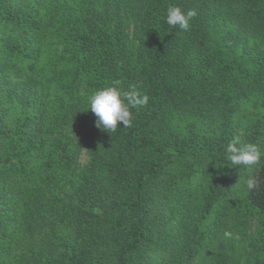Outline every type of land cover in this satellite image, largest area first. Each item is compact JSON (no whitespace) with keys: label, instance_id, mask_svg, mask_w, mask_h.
Returning a JSON list of instances; mask_svg holds the SVG:
<instances>
[{"label":"trees","instance_id":"obj_1","mask_svg":"<svg viewBox=\"0 0 264 264\" xmlns=\"http://www.w3.org/2000/svg\"><path fill=\"white\" fill-rule=\"evenodd\" d=\"M0 264H264V0H0Z\"/></svg>","mask_w":264,"mask_h":264},{"label":"clouds","instance_id":"obj_2","mask_svg":"<svg viewBox=\"0 0 264 264\" xmlns=\"http://www.w3.org/2000/svg\"><path fill=\"white\" fill-rule=\"evenodd\" d=\"M197 15L194 9L187 12L179 7H169L166 14V23L170 26H179L187 31L190 21ZM118 83L106 86L95 91L89 97V108L98 118L97 127L108 132H114L118 128V123L122 122L124 128L131 127L132 111L148 105L149 96L141 94L135 89L121 90ZM239 145V146H238ZM227 159L234 165L253 166L261 159V150L255 144H240L239 138H234L226 147ZM257 181L254 177H249L246 187L249 191L257 188ZM225 238H230L231 233L225 231Z\"/></svg>","mask_w":264,"mask_h":264},{"label":"rangeland","instance_id":"obj_3","mask_svg":"<svg viewBox=\"0 0 264 264\" xmlns=\"http://www.w3.org/2000/svg\"><path fill=\"white\" fill-rule=\"evenodd\" d=\"M88 161H89V154H88L87 146L83 144V146L80 147L78 163L82 168H84L87 166Z\"/></svg>","mask_w":264,"mask_h":264}]
</instances>
